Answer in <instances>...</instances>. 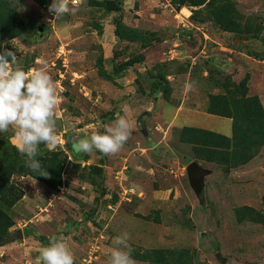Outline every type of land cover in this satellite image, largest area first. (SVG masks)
Masks as SVG:
<instances>
[{
	"label": "rangeland",
	"instance_id": "obj_1",
	"mask_svg": "<svg viewBox=\"0 0 264 264\" xmlns=\"http://www.w3.org/2000/svg\"><path fill=\"white\" fill-rule=\"evenodd\" d=\"M51 3L0 0V51L26 72L45 67L63 122L60 147L37 156L48 177L0 133V234L23 233L0 243V264H37L53 236L74 264H107L123 233L135 264H264V0H83L59 18ZM182 98L190 129L166 137L164 104ZM117 114L132 125L117 153L73 151ZM192 161L208 170L200 195Z\"/></svg>",
	"mask_w": 264,
	"mask_h": 264
},
{
	"label": "clouds",
	"instance_id": "obj_2",
	"mask_svg": "<svg viewBox=\"0 0 264 264\" xmlns=\"http://www.w3.org/2000/svg\"><path fill=\"white\" fill-rule=\"evenodd\" d=\"M83 0H52L48 12L59 18L74 11ZM43 64V62H39ZM59 94L45 67L24 71L18 66L16 52L7 47L0 51V133L12 130L13 145L24 157V166L39 176L49 173L41 166L37 156L40 146L48 151L60 147L56 134ZM132 131L128 119L119 114L103 133L94 132L84 138L73 137L71 145L77 154L98 151L104 155L117 153L127 142ZM127 233L113 239L107 264H135ZM37 264H74L73 254L67 243L50 237L47 245L38 249Z\"/></svg>",
	"mask_w": 264,
	"mask_h": 264
},
{
	"label": "crops",
	"instance_id": "obj_3",
	"mask_svg": "<svg viewBox=\"0 0 264 264\" xmlns=\"http://www.w3.org/2000/svg\"><path fill=\"white\" fill-rule=\"evenodd\" d=\"M133 65H134V63H133ZM138 68H140V67H138ZM128 70H129V68L127 67V69H125V73ZM132 74H133L132 71L127 72L125 74V76L127 78L128 89H132V88L134 89L133 85H131V83H130L131 80L133 79ZM148 92H149V90H148ZM150 92H151V98L153 99V104H152L153 108H151V109L154 110V108L156 106L155 104H158L160 102L162 92L160 89H153V90H150ZM184 100H185V98H182V100H180L178 102V104L175 108H170L169 104H167V103L164 104V105H166L165 110H164V111H166V114L164 113V116L162 117V119L165 122V126H167L166 133H165L166 137L169 133L175 134L177 136H181V133H182L181 130L184 128V126L187 128L190 127L189 124H191V121L188 120V117L185 114V109L183 108ZM226 127L227 126H225V128ZM155 128L157 129L158 126L155 125Z\"/></svg>",
	"mask_w": 264,
	"mask_h": 264
},
{
	"label": "water",
	"instance_id": "obj_4",
	"mask_svg": "<svg viewBox=\"0 0 264 264\" xmlns=\"http://www.w3.org/2000/svg\"><path fill=\"white\" fill-rule=\"evenodd\" d=\"M62 126H63L62 120L57 118L56 127L61 128ZM207 173L208 170L202 167L197 161L190 162L186 167L188 182L197 195H200L202 193L204 177ZM22 236H23L22 231L20 229H17L6 237H0V243L1 244L10 243L16 239L21 238Z\"/></svg>",
	"mask_w": 264,
	"mask_h": 264
},
{
	"label": "trees",
	"instance_id": "obj_5",
	"mask_svg": "<svg viewBox=\"0 0 264 264\" xmlns=\"http://www.w3.org/2000/svg\"><path fill=\"white\" fill-rule=\"evenodd\" d=\"M3 1L6 2V0H3ZM112 6H113L112 7L113 10H119V8H117L116 6H114V5H112ZM3 31H5L9 35V37H16L20 33L19 32L20 31L19 14H18L17 10L13 7H8L6 9L5 25H4ZM132 64H133V62H129L127 65L130 66ZM160 87H161L160 85L158 86V84H156L154 89H160ZM186 129L189 130L190 128H185V130H183V132L181 133V137H182V135H184L185 131H187ZM191 130H197V129H191ZM183 140H185V139H183ZM9 234L10 233H1L0 237H6Z\"/></svg>",
	"mask_w": 264,
	"mask_h": 264
},
{
	"label": "built area",
	"instance_id": "obj_6",
	"mask_svg": "<svg viewBox=\"0 0 264 264\" xmlns=\"http://www.w3.org/2000/svg\"><path fill=\"white\" fill-rule=\"evenodd\" d=\"M50 14H52V13H50ZM125 194H133L134 192H133V188H128V189H125V192H124Z\"/></svg>",
	"mask_w": 264,
	"mask_h": 264
}]
</instances>
